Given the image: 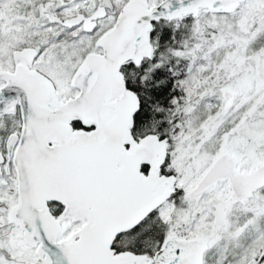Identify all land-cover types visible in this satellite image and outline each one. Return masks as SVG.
<instances>
[{
	"label": "snow or ice",
	"instance_id": "1",
	"mask_svg": "<svg viewBox=\"0 0 264 264\" xmlns=\"http://www.w3.org/2000/svg\"><path fill=\"white\" fill-rule=\"evenodd\" d=\"M0 264H264V0H0Z\"/></svg>",
	"mask_w": 264,
	"mask_h": 264
}]
</instances>
